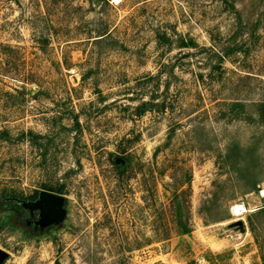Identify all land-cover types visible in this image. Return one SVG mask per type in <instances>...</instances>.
Wrapping results in <instances>:
<instances>
[{
    "label": "rangeland",
    "instance_id": "obj_1",
    "mask_svg": "<svg viewBox=\"0 0 264 264\" xmlns=\"http://www.w3.org/2000/svg\"><path fill=\"white\" fill-rule=\"evenodd\" d=\"M0 45V264H264V0H0Z\"/></svg>",
    "mask_w": 264,
    "mask_h": 264
},
{
    "label": "trees",
    "instance_id": "obj_2",
    "mask_svg": "<svg viewBox=\"0 0 264 264\" xmlns=\"http://www.w3.org/2000/svg\"><path fill=\"white\" fill-rule=\"evenodd\" d=\"M102 35H104V32L98 34V36H101V37L97 38L96 40L101 39ZM0 46H2V45H0ZM177 46L180 47V48H185V47L190 48V47L193 46V41L191 39L184 40L182 37H179ZM0 49H1V47H0ZM224 57H225L224 55H220L217 58H218V60H223ZM219 66H221V61H217L214 64V67L217 68V69L219 68ZM214 67H213V69H214ZM152 102H153L152 100H148V101H143L139 105H137L136 109L139 110L137 112V114L139 115L140 113L145 112L146 110H149L151 108V105L153 104ZM221 102H223V101H221ZM156 104L160 105V107H161L160 110L161 111H163V109L166 107L164 99H162L159 103H156ZM257 105L260 106V107L264 106V104H262L261 102H258ZM261 111H262V109H261ZM25 134L29 135V138L31 140H35L36 137L37 138L40 137L39 134H33L31 131H26ZM0 135L6 136L7 135V131L5 129H2L0 131ZM21 135H24V133L21 132ZM112 163L114 164L116 169H122L128 163V160L124 156H116V155H114V158L112 159ZM188 183H189V177H186L184 179V183L183 184L187 185ZM181 186H182V184H179L178 188L173 191V198H176V196H179L180 194L186 193L188 191V189H182ZM40 188L45 190V191L57 192V193H60L61 190H62L60 186L59 187H51V186H49V185H47L45 183H42ZM172 219H173L174 223L180 224L179 225V229L177 231H175L176 234H188L190 232L191 229L189 228L187 223H185L186 220H184V222H182V220L180 218H178V214L172 213ZM165 233H168L167 230H165Z\"/></svg>",
    "mask_w": 264,
    "mask_h": 264
},
{
    "label": "water",
    "instance_id": "obj_3",
    "mask_svg": "<svg viewBox=\"0 0 264 264\" xmlns=\"http://www.w3.org/2000/svg\"><path fill=\"white\" fill-rule=\"evenodd\" d=\"M62 203L63 198L60 195L48 191H41L37 200L23 201L22 206L26 209L39 208L41 221L44 224H49L62 215ZM232 224H240V222L236 221V223ZM5 256L6 254L0 250V262Z\"/></svg>",
    "mask_w": 264,
    "mask_h": 264
},
{
    "label": "bare ground",
    "instance_id": "obj_4",
    "mask_svg": "<svg viewBox=\"0 0 264 264\" xmlns=\"http://www.w3.org/2000/svg\"><path fill=\"white\" fill-rule=\"evenodd\" d=\"M239 206H233L231 208V215L235 216L238 215L239 213L236 211L238 209ZM240 208V207H239ZM241 209V208H240ZM244 210V208H242V211ZM245 211V210H244ZM240 217V216H239Z\"/></svg>",
    "mask_w": 264,
    "mask_h": 264
}]
</instances>
